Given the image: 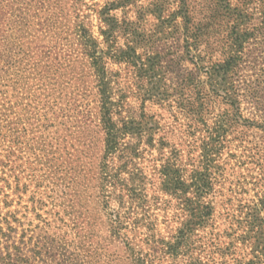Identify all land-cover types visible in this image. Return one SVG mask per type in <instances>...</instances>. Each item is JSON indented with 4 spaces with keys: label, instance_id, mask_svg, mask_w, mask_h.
<instances>
[{
    "label": "rangeland",
    "instance_id": "rangeland-1",
    "mask_svg": "<svg viewBox=\"0 0 264 264\" xmlns=\"http://www.w3.org/2000/svg\"><path fill=\"white\" fill-rule=\"evenodd\" d=\"M17 3L23 13L0 32V149L14 152L21 190L14 203L40 238L38 264H130L112 233L116 202L104 203L99 178L105 134L96 64L109 81L114 119L142 121L141 133L154 128L150 142L146 134L122 141L140 146L133 161L146 178L143 193L157 196L150 203L158 231L169 240L182 212L180 201L160 190L161 163L170 158L187 174L207 143L215 151L204 197L213 205L206 237L224 247L234 239L228 262L240 258L242 205L260 193L264 176L263 1L75 0L96 39L95 64L79 44L70 1ZM111 3L99 19L94 9ZM105 16L116 23L111 33ZM242 36L237 61L213 68ZM119 49L132 52L133 61L118 59ZM131 227L122 231L136 250L144 247L143 230Z\"/></svg>",
    "mask_w": 264,
    "mask_h": 264
},
{
    "label": "trees",
    "instance_id": "trees-1",
    "mask_svg": "<svg viewBox=\"0 0 264 264\" xmlns=\"http://www.w3.org/2000/svg\"><path fill=\"white\" fill-rule=\"evenodd\" d=\"M30 1L25 0V2ZM69 1L70 7L67 8V12L73 17L72 23L79 37V44L83 46L84 54L88 55L95 64L100 58L96 55V39L90 32L89 21L80 13L81 6L75 3V0H61V4L66 6ZM261 1L264 6V0ZM112 8H114L113 3L109 8L94 10L101 19ZM17 13L19 16L23 13V8L17 0H0V32L3 30L2 26L6 22L9 24V20H12L13 15ZM101 21L110 33L115 30L116 23L112 17L105 16ZM245 39L246 36H242V40L238 38L237 42L233 39V52L222 63L216 62L212 67H224L229 65L231 60L237 61L238 48L241 46V41ZM115 55L118 59L133 61L132 52L126 49H119ZM93 69L99 81L100 126L105 134L104 155L99 166V178L104 188L102 190L104 203L116 202V210L110 217L112 233L115 239L122 242L120 250L127 254L128 262L130 264H154L158 260L161 264V261L167 259L168 264H264V176H260L257 181L260 193L249 203L242 205V210L245 209L241 221L242 232L239 238L237 236L236 238L242 243L245 253L240 258L234 256V259L228 262V258L230 259V256L235 253L234 239H230L229 246L224 247L219 242L206 237L205 228L211 226L213 205L204 200V197L210 185L211 157L215 151V148L207 143L201 145L200 148L202 160L195 163L187 174H184L183 168L176 165L170 158H166V161L161 163L158 170L160 190L177 198L181 203L179 207L182 211L181 219L178 220L179 224L170 234L169 240L161 235L157 229L156 212L151 209L154 203H150V200L157 201V196L153 195L151 199H148L143 193L146 178L142 168L135 167L136 163L133 161L138 152H141L140 146L122 141L125 135L131 137L136 135L140 138L141 135L146 134L150 142L154 128H144L146 131L141 133L143 129L137 130V127L142 121L137 122L136 126L134 120L130 118L114 119L109 81L104 80V71L99 64H96ZM259 97L264 110V94ZM261 118L264 125V111ZM118 122H121L120 127H117ZM132 129H135V132ZM262 129L264 131V128ZM13 153L2 152L0 149V264H38L42 260L40 238L28 232L29 226H32L31 221L25 223L24 219L27 217L16 209L14 203L13 197L17 196L21 190L11 159ZM6 188H9L10 193H6ZM129 224L133 231L143 230L141 243L145 245L144 247L136 250L132 245L133 241L128 240L127 235L122 231ZM33 227L35 229L36 226ZM195 230H204V232L199 234Z\"/></svg>",
    "mask_w": 264,
    "mask_h": 264
}]
</instances>
